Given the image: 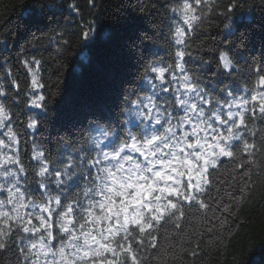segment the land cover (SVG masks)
Wrapping results in <instances>:
<instances>
[{
    "label": "snow or ice",
    "instance_id": "6c2138e0",
    "mask_svg": "<svg viewBox=\"0 0 264 264\" xmlns=\"http://www.w3.org/2000/svg\"><path fill=\"white\" fill-rule=\"evenodd\" d=\"M87 6L95 19L79 0L30 9L36 53L0 58L2 264H200L205 247H224L223 233L238 235L232 218L264 190V0H140L107 26L104 6ZM64 9L80 21L50 29L56 56L73 38L87 49L71 108L68 79L55 90L44 80L31 32ZM213 17L225 38L205 56L197 41ZM148 18L166 56L145 44L157 46ZM49 117L54 150L35 138ZM85 123L98 136L73 139Z\"/></svg>",
    "mask_w": 264,
    "mask_h": 264
},
{
    "label": "trees",
    "instance_id": "16d2710c",
    "mask_svg": "<svg viewBox=\"0 0 264 264\" xmlns=\"http://www.w3.org/2000/svg\"><path fill=\"white\" fill-rule=\"evenodd\" d=\"M45 2H57L61 3L64 0H0V40L6 41L7 45L0 44V58L7 56L10 58V63L15 60V57L19 54L31 56L36 53V49H33L28 44V41L32 39V36L24 31V22L28 20L30 9L37 7L41 3ZM140 0H96L97 11L100 10V6L103 5V18L101 23L104 25H113L117 16L126 17L129 14H136L134 12L135 6ZM162 3L163 0H160ZM81 8L83 10L84 18L86 20L95 19V15H89V9L87 6V0H79ZM249 4H259V0H248ZM27 6V7H26ZM247 9H245V12ZM256 15H259V10H256ZM58 24H51L49 29H45L43 33L37 32L32 29L31 32L40 37L39 52L43 53L44 66L42 68V75L45 81L53 84L55 90V84L59 82L60 88L63 89L64 83L68 79V96L70 100L69 107L73 106L76 96L77 80L80 73L77 72L83 66V60L81 59V52H87V49H81L79 47V41L73 38L71 44V51H69L63 58L56 56V42L52 39L54 33L50 29L60 27H67L68 32L76 30V25L80 21V17L70 16L67 9H64L63 15L57 13L56 17ZM159 20L154 23L152 18H148L144 21L145 28L150 33H155L156 38L159 37V30L157 28ZM213 24H219V21L214 17L211 21L205 24L201 29L203 40L197 41V43H204L206 45L204 55L208 56L207 48L213 46V39L216 42L223 40L224 30L222 25L219 28L213 27ZM105 31L108 29L105 28ZM164 31H167L165 28ZM219 33V34H218ZM229 39H231L229 37ZM145 44L148 45V49L151 51H157L160 56H166V48L162 46L163 42L160 39H156V45L154 47L153 40H145ZM149 59L152 57H148ZM63 66L62 73L58 76L57 69ZM18 67V66H17ZM122 68H116L114 71H122ZM3 72L0 71V76H3ZM23 75V73H22ZM57 96L55 99H59ZM98 102L103 104V97H99ZM54 110L55 105L51 106ZM27 111V110H25ZM38 114V110H33ZM43 119L42 114H38ZM54 115V112H53ZM20 120H25V115H20ZM59 135H64L60 132ZM74 137V136H73ZM36 140L38 143L47 145L48 147L55 149V140L57 138V132L52 126L51 117H49L47 124L42 125L41 131L36 134ZM31 141L32 137H28ZM261 190L257 187L256 193L253 198L242 208L239 218H232L234 221L233 228H237L238 235L228 237L227 233H223L226 237L224 239V247H205L201 253L200 264H249L254 254H257L260 249L264 248V198L261 196ZM220 235V233H218ZM207 243V238H205ZM0 258V264H2ZM190 259V258H187Z\"/></svg>",
    "mask_w": 264,
    "mask_h": 264
},
{
    "label": "clouds",
    "instance_id": "9594fccd",
    "mask_svg": "<svg viewBox=\"0 0 264 264\" xmlns=\"http://www.w3.org/2000/svg\"><path fill=\"white\" fill-rule=\"evenodd\" d=\"M82 70L78 69L77 72L80 73ZM93 118L89 117V120H92ZM102 124L105 123L103 120L100 121ZM96 124L93 123L91 127L87 123L83 126V128H80L79 126L75 130V136L73 139H79L80 137H88L91 136H98V132L95 131ZM249 264H264V249H260L257 254H254Z\"/></svg>",
    "mask_w": 264,
    "mask_h": 264
}]
</instances>
